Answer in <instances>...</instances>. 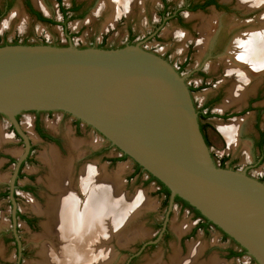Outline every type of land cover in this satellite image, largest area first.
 Masks as SVG:
<instances>
[{
    "label": "rangeland",
    "instance_id": "374dc122",
    "mask_svg": "<svg viewBox=\"0 0 264 264\" xmlns=\"http://www.w3.org/2000/svg\"><path fill=\"white\" fill-rule=\"evenodd\" d=\"M8 1L11 0H0V12L4 11ZM27 1L31 2L32 6L43 16L52 19L55 24L37 22L34 17L28 15L25 0H14L12 7L0 17V46L13 43L67 46L64 27L60 25L63 24V18L56 0ZM167 1L170 7L182 2V0ZM229 1L227 8L219 9L217 12L209 8L202 13L191 14L194 18L187 21L183 19L186 26H181L182 28L174 20L169 21L158 34L161 39L143 43V48L152 52H160V46L165 48L170 45L172 54L168 59L172 60L186 43L184 31L189 30L192 36H197V29L201 27L205 29V37L201 41L200 48L193 52L192 61L185 70L180 72V75L185 77L187 86L191 88L190 92L196 110L209 100L213 101L211 109L215 113L222 114L234 110L233 106H229L231 104L229 101L237 100H235L239 88L237 86L240 85L241 78L237 71L230 69L232 65L229 56L234 50V43H237L242 35L249 30H257L264 22V3L260 5L261 7H256L259 10L255 8L253 11H245L237 6L236 0V3L232 2L234 0ZM61 2L65 9H69L72 4L79 8L75 13H68V19L64 22V29L70 37V43L76 48L122 47L129 37L132 43L141 41L152 33V28L157 22L156 12L161 10L158 0H133L130 5L126 6L109 0H61ZM218 23L222 30V38L219 40V46L212 53L213 56L208 58L206 54L209 49L205 42ZM202 60V72L191 71ZM172 63L173 66H178L176 61ZM251 90H253L252 94L250 93L247 97ZM244 93V97L238 102H243L247 97V104L251 103V108H244L241 117L227 121H213L217 130L215 131L219 130L223 136L228 132L229 127L233 128L234 141L232 144L227 141L222 143L216 133L206 129L210 141L209 151L214 160L218 162L221 156L230 154L232 168L239 172L243 171L245 166L254 163V152L250 150L249 134L257 112L261 115L260 125L264 126V74L253 78L248 85L244 86ZM60 113L43 114L40 118L41 128L58 139L57 146L38 139L34 131L35 115L32 112H24L17 116L23 132L33 145L31 157L24 164L22 176L18 180L20 190L17 191L16 199L22 216L33 221L27 224L23 220H17V235L21 242L22 252L21 264H40L41 260L38 255L41 243L38 244L36 237L47 235L43 228L47 223V218L37 215L31 206L33 203L45 210L47 200L53 196L46 186L47 166L40 159L41 155L49 150L58 155L61 161L70 163L73 192H78L74 185L78 183L80 173L90 168L89 170L96 171L107 181L115 184L112 185L113 199L122 197L123 199L120 200L127 202L125 207L128 209L136 206L139 200L134 218L126 227L128 232H133V238L128 241L129 238L126 236L129 234L123 233L126 229L117 232L118 225L114 224V229L107 231L109 235L103 247L107 256L103 264H147L154 260L169 264L173 257L178 261H184L188 257L190 247L198 249L194 264H256L245 253H241L239 246L229 237H225L216 227H209L206 232L197 229L193 235L188 236L190 231L196 227L199 219H196L189 209H180L178 203L173 205L168 217V235L155 244L147 245L139 253L142 244L156 239L159 224L166 213L164 195L161 194L159 185L155 181H148L149 176L143 171L134 174L135 163L128 158L121 160V154L111 145L109 146V143L92 128L81 122L79 130L75 131L73 117H65ZM0 146L3 147L2 150L15 158L23 149V145L13 138L9 122L1 115ZM111 158L118 159V161L110 163ZM11 169L12 165L0 163V190L3 189L2 185L7 183ZM248 174L251 177L264 176V159L248 170ZM30 189L33 190L32 193ZM9 216V204L7 200L1 199L0 264H15L17 260L16 247L10 234ZM56 242L54 240L57 245ZM229 249L240 253L239 256L229 257L227 255Z\"/></svg>",
    "mask_w": 264,
    "mask_h": 264
},
{
    "label": "water",
    "instance_id": "95a60500",
    "mask_svg": "<svg viewBox=\"0 0 264 264\" xmlns=\"http://www.w3.org/2000/svg\"><path fill=\"white\" fill-rule=\"evenodd\" d=\"M24 112L72 116L169 191L161 233L139 253L160 240L178 197L264 264V184L215 165L185 77L161 57L139 45L0 46V115L23 142L9 181L13 207L14 181L31 147L17 120ZM13 232L20 250L15 223Z\"/></svg>",
    "mask_w": 264,
    "mask_h": 264
},
{
    "label": "bare ground",
    "instance_id": "6f19581e",
    "mask_svg": "<svg viewBox=\"0 0 264 264\" xmlns=\"http://www.w3.org/2000/svg\"><path fill=\"white\" fill-rule=\"evenodd\" d=\"M109 1L126 6L133 0ZM236 1L237 6L245 11H253L264 3V0ZM256 9L259 10V8ZM259 26L257 30H249L240 38L238 37L237 43H234V50L229 56L232 65L230 69L237 71L241 78L240 85L237 86L239 87L235 98L237 100L244 97V86L248 85L253 78L264 74V22ZM40 159L47 166L46 186L53 196L47 200L45 210L33 203L31 206L33 212L47 218V223L43 224L47 235L36 237L38 244L41 243L38 253L41 259L39 263L103 264L107 256V252L103 249L105 239L109 235L107 231H112L114 224L118 225L117 232L121 231V227L130 224L139 200L138 204L134 203L136 206L131 209L124 207L119 210V206H122V200H120L122 197L113 199L112 185L114 183L107 181L96 171L89 170L90 168L80 173L79 181L74 185L78 192H73L70 163L61 161L58 155L50 150L44 152ZM125 229L123 233L129 234L126 236L129 241L133 238V232H128L126 227ZM54 240L57 241V245ZM197 253L196 247H190L188 257L184 261H178L173 257L169 264H194ZM147 264L163 263L154 260Z\"/></svg>",
    "mask_w": 264,
    "mask_h": 264
},
{
    "label": "flooded vegetation",
    "instance_id": "af4514ba",
    "mask_svg": "<svg viewBox=\"0 0 264 264\" xmlns=\"http://www.w3.org/2000/svg\"><path fill=\"white\" fill-rule=\"evenodd\" d=\"M13 1L14 0H11V1H8L6 3V5L4 7V11L0 12V17L12 7ZM232 2H235V0ZM56 3L58 6V9H59V12L63 18V24H60V25L65 28L64 22L68 19V13H75L79 8L75 4H72L69 9H67V8L65 9L64 6L62 5L61 0H56ZM158 3L161 5V10L156 12L155 18H156L157 22H156V25H154V27L152 28V33L149 36H146L145 38H143L141 41H138L135 43H132V39H130V37H129L127 39V42L122 47H124L125 45H139V47L142 48L143 50L154 53L155 55H157V56L161 57L162 59H164L165 61H167L175 69V71L180 74L181 71L186 69L189 62L192 61L193 52H195L201 46V41H203V38L205 37L204 36V34H205L204 30L205 29L203 27L197 29L198 30V31H196L197 36H192L191 32L189 30H188L189 32L184 31L183 35H185L186 43L184 44V47L181 48L180 53L176 54L172 60L168 59L170 57V55L172 54V51L170 50V45L165 47V48L160 46L159 47L160 52H152L151 50L144 49L143 43L150 42L151 40L161 39V37L158 36V34L162 32L163 27L169 21L174 20L176 22V24L180 27L186 26V25H184L183 19L186 21L191 20L192 18H194V15H191V14L196 13V12L202 13L203 11H205L209 8H211L217 12V10H219V9L227 8V4L230 3V1L229 0H182V2H180L178 5L171 6V7H170V3L167 0H158ZM25 4L27 7L28 15H30L31 17H34V19L37 22L55 24L52 19L46 18L45 16H43V14L41 12L36 10L32 6L31 2L25 0ZM217 21L219 22L220 20H217ZM64 28H63V31H64L65 40L68 41L66 45H68L71 41H70V37H69L67 31ZM221 35H222V30H221L220 24L218 23V25L213 29V31H211L209 33V38H207V40L205 42L206 47L209 49L207 54H206V56H208V58H211L213 56L212 53L219 46V44H220L219 40L222 38ZM199 38H201V39H199ZM13 44H16V43H13ZM6 45H8V44H6ZM98 48L104 49L103 46H98ZM117 48H121V47H117ZM109 49H115V48H109ZM173 61H176L178 63V66H173V63H172ZM202 66H203V60L201 62H199V65H197L196 68L192 69L191 71L201 73L203 70ZM189 89L191 90V88H189ZM252 92H253V90H251V92H249L247 97L250 95V93L252 94ZM247 97H245L243 102L229 101V102H231V104L229 106H233L234 110L232 109L231 111H227V112L222 113V114H218V113H215L212 111L211 105L213 104V101H211V100L205 102L200 109L196 110V112L198 114L199 128H200L203 139H204L206 145L208 146V148H210V141L207 137L206 129H209V130L213 131L214 133H216L218 135V138L220 137V139L222 140V143H223V141H224V143H225V141L229 142L230 144L233 143V141H234V135L232 134L233 128L230 129V127H229L228 132L225 133V135H224L225 137H224L223 133H221L219 130H218V132H216L217 130L213 124V121L214 120L227 121V120H231L233 118L235 119L237 117H241V115H243V113H244L243 112L244 108H251V103L247 104V101H246ZM32 113L35 115L34 131H35V134L38 137V139L42 142L52 143V144L57 146V144L59 143L58 139L54 138L53 135H51L47 131L43 130L40 126L41 115H43V114L51 115L54 112H32ZM56 113H60V112H56ZM60 114H62L65 117H70V115L64 114L62 112ZM200 114L208 115V117L205 120H200V118H199ZM260 116H261L260 113L257 112V114L255 115L254 120L252 122L253 124L251 126L252 127L251 132L249 134L250 135L249 138H250V142H251L250 143V150L252 149L254 152L253 153L254 154L253 155L254 163L245 166L243 168V171H241V172H244L249 177H251V176L248 174V170H250L252 167L259 164L264 159V126L260 125V118H261ZM17 120H18V117H17ZM73 122H74L75 131H78L81 122L79 120H76L75 118H73ZM232 126L234 127V125H232ZM242 126L244 127L243 124H242ZM10 128L13 132V138L17 139L23 145L22 139L17 135V133L14 131V129L12 128L11 125H10ZM29 142H30V140H29ZM6 143L7 142H5V144ZM30 146L31 147H30L29 154H28L27 158L25 159V161L22 162V164L20 165L18 172H17V176H16L15 181H14V189H13L12 197H13L14 202H15V207H13V205L10 201L9 181H10L11 175L13 174V169H14V166L16 163V159L18 158V156L20 154H18L15 158L14 156L9 154L8 152H5L4 150H2L3 147L1 148V146H0V160L2 159V161L0 163H3V165H6V164L12 165L11 175H10L7 183L2 185L3 189L0 190V200L1 199L7 200V203L9 204V208H10V216H9L10 226H11L10 234H11L12 242L14 243V245L16 247V255H17V260H16L15 264H21L20 263V256H21L22 252H21V249L20 250L18 249L17 242L15 240V236H14V232H13V225L15 223V234L17 235V231H18L17 220H23L27 224H30L31 222H33L30 219H28L27 217L22 216L20 210L17 207V202H16L17 191L20 190V187L18 185V180L22 176V168H23L24 164L27 163L31 157V152L33 149L32 148L33 145L31 144V142H30ZM109 146H110V144H109ZM114 149L121 154V158H120L121 160L128 158L125 155H123L116 148H114ZM210 155H211V157H212V159H213V161L217 167L235 170V168H232L233 163L231 161L232 157L230 156V154H224L223 156H221L219 158L218 162H216L214 160L213 155L211 153H210ZM109 161H110V163H113V162L118 161V159L111 158ZM227 162H228V165H226ZM135 169H136V164H135ZM141 171L142 170L140 169L137 172V174H139ZM251 178L256 179L260 183L264 184V176L251 177ZM148 180H149V178H148ZM160 191H161V187H160ZM30 192L32 193L33 190L30 189ZM165 199H166V196L164 195V202H165ZM168 200H169V196L167 199V205L165 206L166 210H167V206H168ZM177 203L180 205V209L186 208V207H183L182 203L175 202V199H174V205ZM187 209H189L194 214L196 219H199V222L197 223L196 227H194L190 231V234L188 236L193 235L197 229H202V231L206 232L209 227H215L209 221L207 224H205L206 220L203 217L197 216V214L192 209H190V208H187ZM14 210H15V214H14L15 222L13 221V216H12V212ZM35 217H36V215H35ZM164 218H165V215H164ZM164 218H163V220H164ZM163 220H162V222H163ZM162 222L159 224V231H158L155 238H157L161 233ZM168 233L169 232H168L167 225H166V228H165L164 232L162 233L160 239L165 238L168 235ZM223 235L226 237L225 234H223ZM17 237L19 240L18 235H17ZM19 242H20V240H19ZM148 246H150V245H148ZM20 247H21V242H20ZM141 248H142V246H141ZM230 252H234V251L229 249L227 252L228 256H229ZM234 253H236V252H234ZM241 253L244 254L242 249H241ZM236 254L239 256L240 253H236Z\"/></svg>",
    "mask_w": 264,
    "mask_h": 264
},
{
    "label": "trees",
    "instance_id": "16d2710c",
    "mask_svg": "<svg viewBox=\"0 0 264 264\" xmlns=\"http://www.w3.org/2000/svg\"><path fill=\"white\" fill-rule=\"evenodd\" d=\"M191 91V90H190ZM208 117V115H204V114H200L199 115V118L200 120H205L206 118ZM141 168L139 166L136 165V169H135V172L134 174H137V172L140 170ZM148 181H155L157 182V184L161 187V193L164 194L166 196V199H165V202H164V205L166 206L167 205V199H168V196H169V191L160 183L158 182L156 179H154L152 176L149 175V180ZM175 202H180L182 203L183 207H186V208H190L192 209L196 214L197 216L199 217H202L199 212H197L195 209H193L191 206H189L186 202H184L183 200H181L180 198L176 197L175 198ZM205 219V218H204ZM206 220V219H205ZM208 221L206 220V223L207 224ZM202 226V225H201ZM205 226V225H204ZM243 252L245 253V251L243 250ZM238 256L236 253L234 252H230L229 254V257H236Z\"/></svg>",
    "mask_w": 264,
    "mask_h": 264
},
{
    "label": "crops",
    "instance_id": "0c3cea01",
    "mask_svg": "<svg viewBox=\"0 0 264 264\" xmlns=\"http://www.w3.org/2000/svg\"><path fill=\"white\" fill-rule=\"evenodd\" d=\"M236 100V99H235ZM239 100H241V99H239ZM239 100H236V101H239Z\"/></svg>",
    "mask_w": 264,
    "mask_h": 264
}]
</instances>
